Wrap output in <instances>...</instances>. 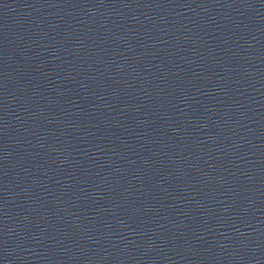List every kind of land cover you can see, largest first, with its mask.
<instances>
[{"label":"water","instance_id":"water-1","mask_svg":"<svg viewBox=\"0 0 264 264\" xmlns=\"http://www.w3.org/2000/svg\"><path fill=\"white\" fill-rule=\"evenodd\" d=\"M0 264H264V220L145 191L0 122Z\"/></svg>","mask_w":264,"mask_h":264}]
</instances>
